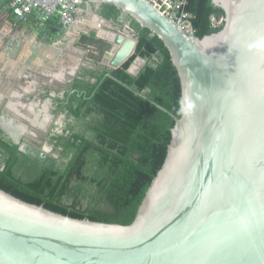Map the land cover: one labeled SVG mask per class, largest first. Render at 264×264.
Returning a JSON list of instances; mask_svg holds the SVG:
<instances>
[{"label":"water","instance_id":"95a60500","mask_svg":"<svg viewBox=\"0 0 264 264\" xmlns=\"http://www.w3.org/2000/svg\"><path fill=\"white\" fill-rule=\"evenodd\" d=\"M81 2L79 11L96 5L91 27L112 46L99 64L132 90L111 71L134 55L137 33L97 10L113 4L121 20L158 35L180 77V116L128 225L75 218L0 187V264H264V0H212L223 27L194 39L148 0ZM145 63L137 57L129 72ZM21 150L50 164L44 152Z\"/></svg>","mask_w":264,"mask_h":264},{"label":"trees","instance_id":"16d2710c","mask_svg":"<svg viewBox=\"0 0 264 264\" xmlns=\"http://www.w3.org/2000/svg\"><path fill=\"white\" fill-rule=\"evenodd\" d=\"M200 38L219 31L211 16L224 18L212 0H186ZM86 3H83L85 6ZM97 12L117 24L129 23L138 36L132 55L112 74L151 100L107 76L109 71L83 67L60 101L67 124L57 134L52 164L40 162L9 142L0 143V187L31 203L75 218L130 224L153 178L161 168L180 116L181 81L164 42L110 3ZM49 24L58 23L55 16ZM223 24V23H222ZM95 41L96 33L83 35ZM100 39V38H98ZM137 57L146 59L137 75L129 72ZM95 62L99 58L94 59ZM97 60V61H96Z\"/></svg>","mask_w":264,"mask_h":264},{"label":"flooded vegetation","instance_id":"af4514ba","mask_svg":"<svg viewBox=\"0 0 264 264\" xmlns=\"http://www.w3.org/2000/svg\"><path fill=\"white\" fill-rule=\"evenodd\" d=\"M91 6L93 9L96 8V5ZM83 67L105 69L99 64V60L97 62L95 60L87 61L83 55H80L74 74L71 71L64 72L63 70L60 77L47 71L45 73L38 72L37 75H23L17 80H21L25 84L29 79H32L34 81L33 90L31 88L25 90L23 86L18 85L17 91L11 96L6 95V88L3 85L6 78L2 77L0 79V143L7 141L15 144L21 152L32 157L28 152L21 150L22 144H27L29 150L44 152L52 164L53 159L48 156V153L57 159L60 150V147L55 150L56 140L53 138L57 134H61L67 124L66 113L57 111L60 104L57 99L63 98L67 91L73 92L71 90L73 79L82 71ZM6 84L8 85L9 82L7 81ZM56 117L59 118L58 121ZM45 146L49 147L50 151L46 150Z\"/></svg>","mask_w":264,"mask_h":264},{"label":"rangeland","instance_id":"374dc122","mask_svg":"<svg viewBox=\"0 0 264 264\" xmlns=\"http://www.w3.org/2000/svg\"><path fill=\"white\" fill-rule=\"evenodd\" d=\"M91 8L92 6L90 4H85L82 10L79 11L78 22L75 26L68 28H63L59 23H46L45 25H41L35 16L36 26L43 31V36L41 34L42 37L38 39L42 43L40 51L38 52L39 55H37L39 57H36V60L28 58L30 56L28 52L29 43H27L26 61L19 62V65H5L0 63V76L6 78L3 85L6 88L7 96L14 95L18 85L23 86L25 90H29L30 88L33 90L32 84L34 81L32 79H27L28 81L25 84L21 80H17L23 75L31 76L37 75L38 72L45 73L47 71L48 73H53V75L57 73L55 76H62L63 70L64 72L73 70L77 61L80 59V55H83L87 61H92L95 58H99V61L102 60L104 54L111 49V43L98 38L95 41H89L83 37V35H91L93 33H96L97 36V31L90 24L94 22L95 14ZM81 30L83 32L79 36ZM138 67H141V65L139 64ZM7 77H10V79H7ZM7 81L9 82L8 85L6 84ZM56 118L58 121L59 118ZM48 156L53 161L55 160L49 153Z\"/></svg>","mask_w":264,"mask_h":264},{"label":"built area","instance_id":"2783aa9c","mask_svg":"<svg viewBox=\"0 0 264 264\" xmlns=\"http://www.w3.org/2000/svg\"><path fill=\"white\" fill-rule=\"evenodd\" d=\"M162 14L174 20L179 29L189 38L194 39L197 29L193 24V14L185 10L186 0H148ZM14 16L19 21H26L30 15H35L41 25H45L55 16L63 28L73 26L78 20L81 0H10ZM214 27L223 23V18L211 16Z\"/></svg>","mask_w":264,"mask_h":264},{"label":"crops","instance_id":"0c3cea01","mask_svg":"<svg viewBox=\"0 0 264 264\" xmlns=\"http://www.w3.org/2000/svg\"><path fill=\"white\" fill-rule=\"evenodd\" d=\"M35 15L26 21H19L13 14L10 0H0V63L18 64L27 59V43H29V59L39 57L43 31L36 26ZM42 34V36H41ZM31 51V52H30ZM2 77L0 76V79Z\"/></svg>","mask_w":264,"mask_h":264}]
</instances>
